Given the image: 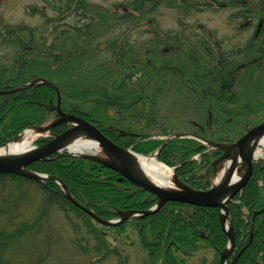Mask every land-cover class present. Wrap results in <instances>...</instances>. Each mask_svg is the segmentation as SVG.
Here are the masks:
<instances>
[{
  "label": "trees",
  "instance_id": "trees-1",
  "mask_svg": "<svg viewBox=\"0 0 264 264\" xmlns=\"http://www.w3.org/2000/svg\"><path fill=\"white\" fill-rule=\"evenodd\" d=\"M192 1L194 0H180L184 5ZM47 2L58 13L67 10L75 12L79 15V21L87 20V23L71 24V30L78 35L71 36L70 29L54 33V39L59 40L60 44L67 40L65 37L71 38L72 48L53 43L38 47L32 28L25 25H4V29H0L1 40L18 45L20 51L10 72H1L0 88L7 84L14 87L27 82L34 77V73L39 72L36 71L37 61H51L54 68L45 74L59 87L64 110L79 114L95 123L116 143L148 154L156 151L163 143L164 139L157 136L175 132L158 119L170 117L167 100L171 91L168 93L166 90H170L174 83H179L170 75L178 74L183 78L191 76V95L209 96V99L213 98L217 102L215 105H219V109L209 111L207 118L202 122L191 121L184 131L194 132L211 140L230 141L234 138V132L240 130L241 127L235 125L241 122L235 118L240 116L239 109L235 108L236 112H233L235 109L222 110L221 104L235 103L240 98L231 88L225 89L223 85L235 78L246 64L232 62L234 59L222 52L221 62L212 67L206 65V75L200 77L199 72L189 75L186 71L172 66V63L169 64L170 68L165 69L166 72H172L171 74L162 72L156 75L158 67L149 62L147 67L153 69L150 77L145 80L152 79L146 84L149 89L144 86L128 99L122 91L130 88L132 80L138 79L141 83L143 78V72L140 74V71L133 69L142 63V59L132 55L136 65L131 64L132 59L129 62L135 47L133 45L137 42L129 36H122L121 40L118 36H110L103 40L102 35L98 34L108 15L103 14L105 11L89 12L86 9L87 0H80L77 6H72L69 1L65 10L62 9L64 0ZM160 2L161 0H132L130 3H115V8L122 7L130 11L120 15L124 21L132 16V11L138 14L152 12ZM116 13L118 14V11ZM118 20L116 17V25L122 26ZM256 32L257 29L254 31L253 40L257 36ZM95 37H100L97 41L99 44L108 41L107 45L115 50V61L114 66L99 63L102 72L95 78L87 79L79 75L78 69L82 70L80 60L85 53L84 43ZM154 40L155 45L148 47L150 51L168 50L167 46L160 47L162 42H159V39ZM137 44L146 45L145 42ZM56 48L60 50L55 52ZM197 49L196 47L191 51L194 65L198 64ZM259 52L263 55L264 48ZM259 58L261 56L254 60L255 64L261 62ZM250 66L253 69V63ZM83 73L84 71L81 72L82 75ZM8 75L9 79L3 78ZM112 87L117 93L111 91ZM111 93H116L117 97H109ZM57 98L56 89L45 83L24 85L20 90L0 94V144L29 125H40L55 117L57 110L49 107V104H57ZM106 98L119 100L122 104L99 102ZM89 101L93 103L92 106L88 105ZM195 104H198L197 100ZM243 108L250 109L249 106ZM68 126L67 123L58 124L54 131L60 133ZM43 141H46V138L37 142ZM221 153V149L201 145L196 139L175 137L161 149L158 157L164 163L175 167L176 173L184 183L194 188L208 189L211 186V178L219 168L220 161L217 159ZM196 155L199 159L195 158ZM27 168L58 176L76 199L104 219L118 218L120 212L125 210L145 211L158 201L155 193L135 185L119 171L96 159L71 156L67 150L54 153L47 160L33 162ZM5 177L14 180L17 188L22 191L27 184L36 183L44 190V194L40 211L31 223L23 222L19 226L11 223L9 228H0V264H15L12 247L15 244L19 247L22 240L28 239L35 226L44 217H49L51 210L61 211L69 220L74 211L86 221L89 230L95 233V253L93 252V259L85 264L102 263L107 261L109 256L115 257L116 264H220L228 241L217 207L168 200L152 214L134 215L118 225H108L94 220L65 197L64 191L54 179L40 182L25 175L0 173V179ZM229 210L235 229L236 246L229 255L228 262H232L245 247L236 264H264V160L254 162L252 176L243 189L231 199ZM83 248L88 252L87 245H83ZM43 259L45 257L40 260Z\"/></svg>",
  "mask_w": 264,
  "mask_h": 264
},
{
  "label": "rangeland",
  "instance_id": "rangeland-1",
  "mask_svg": "<svg viewBox=\"0 0 264 264\" xmlns=\"http://www.w3.org/2000/svg\"><path fill=\"white\" fill-rule=\"evenodd\" d=\"M47 1L49 0H0V29H4V25H25L33 29L34 41L38 47L53 43L72 48L71 38L65 37L67 40L64 44H60L59 40L54 39V33L62 29L71 30L73 22L86 24L87 20L79 21V15L68 10L60 14L50 7ZM69 1L72 6H77L80 0H64L63 10L68 8ZM130 1L132 0H87L86 6L89 12L98 10L107 13L102 12L108 15V19L103 22L98 34L102 35L103 40H107L110 36H118L120 40L123 39L122 36H129L140 45L144 42L146 44L133 45L135 47L129 57V62L134 56L142 59V63L133 69L136 72L140 71L138 72L140 74L143 72V78L141 83L138 79L132 80L130 88L122 91L126 93L128 99L144 86L146 88V84L152 81V79L145 81L153 70L147 67L149 62L158 67L156 75L162 72L171 74L172 72H166L165 69L170 68L172 63V66L186 71L189 75L199 72V76L202 77L206 75V65L216 66L221 62L220 53L226 52L231 59H234L232 62L244 63L246 66L243 70L237 71L231 84L223 86L225 89L231 88L240 98L235 103L224 102L221 104L222 110L239 109L240 116L235 118L241 121L235 123L238 128H241L234 132V138L225 142L231 143L238 140L250 128L264 122V52L263 55L259 52L264 48V0H194L187 4L190 6L182 4L180 0H161L159 6L152 12L138 14L132 11V16L123 21L120 15L126 10L122 7L116 9L115 3H130ZM116 17L119 19L118 22L123 24L122 26L116 25ZM258 27L260 31L256 33L257 36L253 40L254 31ZM69 34L78 35L73 30ZM99 38L95 37L84 43L85 53L80 60L82 70L78 69V73L87 79L95 78L102 72L99 63L113 65L115 61V50L107 45L108 41L97 43ZM154 39H159V42H162L160 47L167 46L168 50L150 51L148 47L155 45ZM196 47L198 48V64L194 65L191 51ZM59 50L56 48L54 51ZM19 51L18 45L4 42L0 37V75L1 72H10L12 64H15L18 59ZM42 54L46 55V53ZM259 56H261L259 58L261 62L255 64L254 60ZM133 61L132 59L131 64L136 65ZM125 62L128 64L127 59ZM252 63L253 69L250 66ZM36 67V71L42 72L45 77H47L45 73L51 72L54 68L53 63L47 60L37 61ZM127 70L130 71V69ZM82 71H84L83 75ZM170 77L179 83H174L170 90H166L168 93L171 91L167 100L170 117L158 118L160 123L163 122L167 127L180 133L190 126L191 121L202 122L207 118L209 111L219 109V105H215L217 102L213 98L209 99V96H201V94L191 95L193 86L191 76L183 78L174 74ZM3 78L9 79L10 75ZM113 87L111 91L116 92L118 88ZM116 93L109 94V97H117ZM195 100L198 104H195ZM88 105L92 106L93 103L89 101ZM243 106H249L250 109L246 110ZM236 109L233 112H236ZM49 123L50 121L44 125ZM46 133L49 134L50 131ZM239 134L241 135L236 137ZM167 136L162 134L160 138ZM262 147L264 148L263 145ZM83 153L88 155L84 156L85 158L91 157L98 161L108 158V155L97 147L84 149ZM257 160H264V154L258 156ZM221 167L222 165L211 178V183L215 181ZM43 194L44 190L36 183L27 184L22 191L17 188L14 180L8 177L0 179V228L5 226L9 228L11 223L14 226H19L23 222L31 223L40 211ZM49 214V217H44L35 226L28 239L22 240L19 247H17L18 244L12 247L15 264H85L93 259L97 241H95V233L89 230L86 221L74 211L70 214V220L59 210H51ZM9 218L12 219L9 220ZM94 224L99 226L97 223ZM83 245L88 246V252ZM44 257L45 259L40 260ZM98 264H116L115 257L109 256L107 261Z\"/></svg>",
  "mask_w": 264,
  "mask_h": 264
},
{
  "label": "water",
  "instance_id": "water-1",
  "mask_svg": "<svg viewBox=\"0 0 264 264\" xmlns=\"http://www.w3.org/2000/svg\"><path fill=\"white\" fill-rule=\"evenodd\" d=\"M41 81L50 83L45 79H41ZM4 92L5 91H0V94ZM101 102L115 103V101L113 100H102ZM57 109L59 116L48 127L52 128L56 124L61 122H71L73 123V126L68 128L64 132L56 135L49 142L39 146H35L33 147L32 150L24 152L19 156L0 157V173L22 174L39 181H43L47 179H57L63 185L66 192L65 196L68 199L74 202L85 212L90 214L94 219L98 220L99 222L105 224H111V225L120 224L134 214L143 216L155 212L168 200H179L196 205L218 207L220 209V219L223 229L229 236V241L222 252L220 264H227V258L233 252L236 244L234 226L232 224V220L229 217L230 210L228 203L233 198V196L245 186V184L252 175L255 155L252 149H250L251 142L253 139H258L264 135V122L260 123L257 126L252 127L238 140L231 143L211 141V140L199 138L203 140L205 143L223 150V153L219 157V159H221L223 162L227 158L231 159V162L228 168L226 169L223 177L220 180H217L215 183H213L211 188L206 190L193 188L183 183L176 173H174V180H173L175 183V187L167 188L160 184L152 182L150 179L147 178V176L141 170L138 169V166L136 165L132 155V152L134 151H132L130 148L123 147L117 144L116 142H114L97 125L93 124L87 119L77 114L64 111L61 108V100H60L59 92H58ZM38 128L41 129L42 126H38ZM73 133H85L87 136L95 138L98 141L97 143L102 147L103 151L108 155V158L99 159V160L105 163L106 165H108L109 167L120 171L126 178H128L131 182H133L137 186L143 187L155 193L159 198L157 204L146 211H142V212L123 211L121 212V217L119 219L104 220L101 217H99L95 212H93L85 205L77 201L72 196L66 184L61 179L54 177L52 175L42 174L27 169V166L32 162L42 159H48V157L51 154L60 151L64 146L66 139ZM176 136H186V135L181 133L170 135L169 138H167L164 141V143L152 156H155L157 158L158 154L160 153L161 149L166 145V143L171 138ZM134 153L138 154L136 152ZM138 155H142V154H138ZM144 156H149V155H144ZM238 159H240L243 165L245 166V171L239 179L234 180L233 177L234 174L236 173V163ZM244 249L245 247L242 248V250L234 258L233 262H231L230 264L237 263L238 258Z\"/></svg>",
  "mask_w": 264,
  "mask_h": 264
},
{
  "label": "bare ground",
  "instance_id": "bare-ground-1",
  "mask_svg": "<svg viewBox=\"0 0 264 264\" xmlns=\"http://www.w3.org/2000/svg\"><path fill=\"white\" fill-rule=\"evenodd\" d=\"M46 125L43 127H30L24 130L15 140H12L8 144L0 147V157H15L19 156L24 152L33 149V140L46 132ZM264 136L258 139H253L251 142V148L256 157L264 154ZM97 141L94 138L87 136L85 133H73L65 141L63 148H68L73 153H81L84 149H93L97 147ZM138 169L141 170L148 179L152 182L160 184L167 188H174L173 182V169L166 166L164 163L159 161L155 156H144L138 155L132 152ZM231 162L230 158H227L224 165L218 172L216 180H220L225 174ZM245 171V166L238 159L236 163V173L233 179H239Z\"/></svg>",
  "mask_w": 264,
  "mask_h": 264
},
{
  "label": "flooded vegetation",
  "instance_id": "flooded-vegetation-1",
  "mask_svg": "<svg viewBox=\"0 0 264 264\" xmlns=\"http://www.w3.org/2000/svg\"><path fill=\"white\" fill-rule=\"evenodd\" d=\"M258 29V28H257ZM15 88V86L13 87L12 85H10V84H7V85H4V90H6V91H8V92H6V93H11V92H13L12 90Z\"/></svg>",
  "mask_w": 264,
  "mask_h": 264
}]
</instances>
